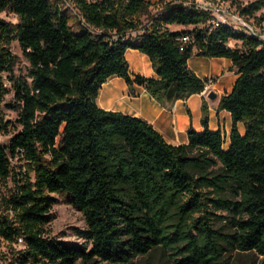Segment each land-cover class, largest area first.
<instances>
[{
	"label": "trees",
	"instance_id": "obj_1",
	"mask_svg": "<svg viewBox=\"0 0 264 264\" xmlns=\"http://www.w3.org/2000/svg\"><path fill=\"white\" fill-rule=\"evenodd\" d=\"M178 1L0 0V13L16 17L0 19V132L10 125L1 113L9 93L3 73L20 125L7 147L0 144V240L22 238L17 264H127L158 248L172 264H228L230 252L264 258V41L208 27L210 14ZM153 8L159 14L145 28L140 20ZM236 10L244 18L263 10L264 23V0ZM184 34L191 42L181 48L176 39ZM12 41L28 63L22 78H13ZM127 49L144 54L156 77L131 78ZM194 50L227 58L235 69L218 103L231 118L228 140L208 130L205 102L204 130L190 128L188 143L178 146L145 120L97 107L113 76L142 86L162 106L200 94L207 78L187 66ZM15 158L22 165L12 166ZM53 194L81 212L85 227L74 232L82 245L47 235ZM214 211L229 214V231L213 228Z\"/></svg>",
	"mask_w": 264,
	"mask_h": 264
},
{
	"label": "crops",
	"instance_id": "obj_2",
	"mask_svg": "<svg viewBox=\"0 0 264 264\" xmlns=\"http://www.w3.org/2000/svg\"><path fill=\"white\" fill-rule=\"evenodd\" d=\"M191 26H169L171 31L187 30ZM125 58L129 65L131 78L134 74L151 78L156 77L148 58L137 50L127 49ZM188 68L200 79L213 78L211 90L217 94L214 101H208L202 94H194L185 100H177L171 105L162 106L157 103L146 90L137 84L128 86L124 79L113 76L102 84L95 103L105 111L120 112L128 116L138 117L148 122L172 146L188 143L187 132L190 128L202 132V103L208 108V130H219L228 140L232 128L228 112L218 110L222 96L228 94L237 78L232 63L227 58H207L195 55L187 60ZM238 131L244 132L241 124Z\"/></svg>",
	"mask_w": 264,
	"mask_h": 264
},
{
	"label": "rangeland",
	"instance_id": "obj_3",
	"mask_svg": "<svg viewBox=\"0 0 264 264\" xmlns=\"http://www.w3.org/2000/svg\"><path fill=\"white\" fill-rule=\"evenodd\" d=\"M151 3H155L159 0H145ZM213 4L215 9H227L232 15H238L236 6H246L255 0H207ZM64 4V3H63ZM64 9L68 8V5L63 6ZM71 10V8H69ZM73 12V10H71ZM156 13V9L150 10V17ZM263 10L255 14V18H245L244 20L251 25L263 38H264V23H259V18ZM0 19L5 22L16 23V17L9 12L0 13ZM149 18L143 16L140 20L142 24H145ZM73 24V23H71ZM203 27V26H202ZM193 27L187 28V31H191ZM234 41L229 42V46H233ZM240 44L237 43V46ZM9 50L14 56V66L12 68L13 78H22L26 76L28 63L23 57L22 51L19 47L17 41H12L9 45ZM2 79L4 85L9 89V93L4 97L1 103V113L5 122H9L10 125L5 131L0 132V144L7 147L11 137L20 130V125L18 123V111L13 108L14 105V92L12 89V82L9 80L10 77L7 73L2 74ZM12 166L22 165L17 158L11 160ZM218 167V166H217ZM211 168V169H216ZM11 184H8L10 187ZM56 199V204L51 207L50 210V220L45 226L47 235L52 238H56L63 241L69 245L80 246L84 241L77 237L74 229L83 230L85 227L84 219L79 210L73 208L66 203L64 195H52ZM228 199L235 200L228 192L226 193ZM215 215L218 217L213 222L214 229H221L222 231H229L228 220L226 219L229 214L222 211H214ZM23 247V244L18 242L8 245L7 243L0 240V264H17L15 261V253ZM86 248H90V245H86ZM225 259L228 264H264V258L257 256L254 253H236L230 252L225 255ZM76 264H83L80 261ZM88 264H108L102 261H94ZM127 264H172L168 256L164 254L159 248L153 250L147 255L137 256L131 262Z\"/></svg>",
	"mask_w": 264,
	"mask_h": 264
},
{
	"label": "built area",
	"instance_id": "obj_4",
	"mask_svg": "<svg viewBox=\"0 0 264 264\" xmlns=\"http://www.w3.org/2000/svg\"><path fill=\"white\" fill-rule=\"evenodd\" d=\"M178 2H180L184 7L193 8L196 11L210 14L211 18L206 22V25L208 27L210 26L211 28H217L221 24H223L235 32H242L245 35L257 37L258 39L264 41V38L244 20V17H241L239 15H232V13L227 11V9H215V7H213V4L210 3V1L180 0ZM155 9L156 13L152 15L145 24H142V26H144L145 28H149L153 20L157 18V15L159 14V9ZM176 40L179 42L181 48L184 44L191 42V39L187 34L181 35ZM213 82V78H207V81L204 83L203 89L200 94L206 96V94L211 90ZM17 242L19 244H23L22 238H18Z\"/></svg>",
	"mask_w": 264,
	"mask_h": 264
},
{
	"label": "water",
	"instance_id": "obj_5",
	"mask_svg": "<svg viewBox=\"0 0 264 264\" xmlns=\"http://www.w3.org/2000/svg\"><path fill=\"white\" fill-rule=\"evenodd\" d=\"M205 98H206L208 101H214V100H216V98H217V94L215 93L214 90H210V91L206 94Z\"/></svg>",
	"mask_w": 264,
	"mask_h": 264
}]
</instances>
